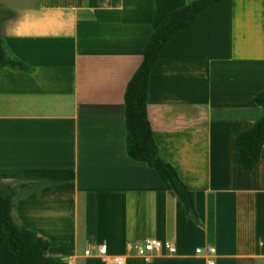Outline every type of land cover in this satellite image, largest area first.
I'll use <instances>...</instances> for the list:
<instances>
[{
  "label": "crops",
  "instance_id": "1",
  "mask_svg": "<svg viewBox=\"0 0 264 264\" xmlns=\"http://www.w3.org/2000/svg\"><path fill=\"white\" fill-rule=\"evenodd\" d=\"M187 1L0 0V37L25 65H0V187L16 193L15 222L62 264H264V143L250 171L233 149L264 91V0L204 9L150 74L153 138L197 215L126 152V84L153 30ZM150 239L175 252L138 255Z\"/></svg>",
  "mask_w": 264,
  "mask_h": 264
},
{
  "label": "trees",
  "instance_id": "2",
  "mask_svg": "<svg viewBox=\"0 0 264 264\" xmlns=\"http://www.w3.org/2000/svg\"><path fill=\"white\" fill-rule=\"evenodd\" d=\"M223 0H188L183 6L170 11L153 30L144 49L142 60L126 84L124 101L125 147L127 155L135 161L144 162L154 168L165 191L179 202L185 215L195 217V196L180 180L176 170L159 151L153 138L148 119L149 78L164 45L177 32L188 28L199 13ZM0 65L25 67L16 60L0 37ZM259 110L254 111L251 127L239 131L234 139L233 149L237 164L244 170H253L259 161L264 143V91L255 95ZM216 112H225L216 110ZM229 118L235 114L251 117L249 110L226 111ZM25 184L21 185L24 188ZM15 192L5 193L0 187V264H62L61 259L47 255L49 240L15 222L12 217Z\"/></svg>",
  "mask_w": 264,
  "mask_h": 264
},
{
  "label": "built area",
  "instance_id": "3",
  "mask_svg": "<svg viewBox=\"0 0 264 264\" xmlns=\"http://www.w3.org/2000/svg\"><path fill=\"white\" fill-rule=\"evenodd\" d=\"M167 250L170 253L175 252L174 246L169 242H163L156 239H150L144 241L141 245H138L135 247V251L138 255L146 256L148 254H151L153 252H161ZM100 253L105 252V246L100 247L99 249ZM208 251L210 253L214 252L213 248H209ZM196 252H200V250H196ZM212 264V263H209Z\"/></svg>",
  "mask_w": 264,
  "mask_h": 264
},
{
  "label": "rangeland",
  "instance_id": "4",
  "mask_svg": "<svg viewBox=\"0 0 264 264\" xmlns=\"http://www.w3.org/2000/svg\"><path fill=\"white\" fill-rule=\"evenodd\" d=\"M160 241V240H159Z\"/></svg>",
  "mask_w": 264,
  "mask_h": 264
}]
</instances>
